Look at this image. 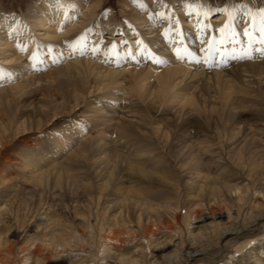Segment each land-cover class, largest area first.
I'll return each mask as SVG.
<instances>
[{
    "label": "rangeland",
    "instance_id": "1",
    "mask_svg": "<svg viewBox=\"0 0 264 264\" xmlns=\"http://www.w3.org/2000/svg\"><path fill=\"white\" fill-rule=\"evenodd\" d=\"M43 1L45 0H0V16L5 15L10 19L14 16L21 21L25 19L30 21L28 15L36 11V6ZM60 1L73 5L77 0ZM93 1L101 4L96 19L103 20L107 24L110 18H113L108 24L115 22L117 31L124 32L127 28L125 24L134 23L136 19L133 9L125 4L126 0ZM181 1L184 6L179 9ZM248 1L161 0L165 11H168L167 7L171 8L172 4L178 3L176 6L178 10L173 7L170 14L181 13L185 20L195 17L193 15L195 6H199V11L203 12L209 5L211 11L206 17L208 18L206 22L214 26L222 22V15L223 19L229 22L230 18H233L235 7L239 5L247 3L249 7H253L254 0H250V3ZM257 1L264 5V0ZM68 11L76 15L73 17L76 23L88 18V13L81 8L75 10L72 6ZM224 11L227 13L222 14ZM143 15H148V11ZM94 18L91 20L92 26H95L94 21L98 20ZM177 28L174 26L173 29ZM63 29L65 31L68 28L64 25ZM101 36L103 39L97 41L101 46L110 42V39L105 38L113 37L111 40H114L115 45L121 50L129 47L127 41L118 44V41L124 39L122 34L111 36L104 33ZM257 36V33L252 36L257 42L251 44L255 53L242 63H250L249 67L228 69L226 64L211 68L201 66V63L194 64L191 52L182 40H179L180 44H176L179 49L185 50L182 58H176L175 62L158 61L159 70L179 64L205 72V74L198 73L195 78L190 77L191 75L187 76L188 78L181 82L180 88L187 86V92L191 90V93L188 95L185 91L186 93L183 94L179 88L172 90V97H176L170 104L168 101L171 100L169 98L171 93L166 96L167 98H163L164 103L155 98V95L150 96V100L157 104L155 109L158 114L154 116L158 118L165 116L173 122L156 120L157 124L150 115L147 117L146 114L123 115L118 107L117 111H119L116 114L118 119L123 117L128 121L139 122L150 131V139L146 142L150 141L151 146L147 149L152 151L147 156L155 160H149L144 167L155 173L152 175L153 178L143 177L141 174L134 175L127 166H119L116 158L110 153L118 148L111 145L104 146L103 140H100L106 137L101 133L103 127L97 126L102 121L93 123V127H96L93 130L90 126L83 132L74 131V142L54 160L50 158L40 164L37 163L38 165L31 163L34 157L38 156L37 160H40L39 155L32 157L38 149L42 150L39 141L46 140L47 136L76 129L74 125L77 123L96 120V117L91 116L99 114L95 112L101 105L97 100H108L112 105L117 100L122 104L125 103L124 105H133L134 102L139 101L145 106L149 104V98L147 100L145 96L142 99L136 95H127L125 89L114 97V88L99 90L97 83L92 82L87 90L86 99L82 100L75 112L69 113L74 104L71 101L65 105L66 109H63L61 114L53 116L48 112L52 109L51 106L65 104L64 99L60 97L57 100L48 97L46 99L40 84H36L34 90L28 88V91L33 92L26 93L20 98L18 95H9L3 91L25 80L27 75L28 77L33 75L36 71L34 68L10 81H2L0 92L5 98L3 105L7 104L3 109H7L9 114L7 113L4 120L0 118L2 120H0V238L2 239L0 264H117V262L119 264V261L126 258L141 261V264H154L156 259L162 261L160 256L165 253L169 255L177 251L186 253L191 243L201 249L211 248L210 252L218 251L216 247L221 241L219 234L227 226L255 227L253 230L259 227V231L245 234L240 239L229 235L225 243L229 245L230 254L224 261L214 264H264V220L259 225L256 224L259 211H264V53H259L257 49L263 47L264 35L258 39ZM212 39L214 38L211 37ZM97 42L94 41L92 45ZM228 42L231 43H220L219 47L229 48V51H232L239 44L236 40L232 42V39ZM64 45L62 52L68 51V56L61 58L56 63L58 66L77 60L71 50L64 49L67 47V42H64ZM240 46L242 49L245 48L244 44ZM86 49L76 54L79 56V61L92 59L93 62L113 70H121L126 64L122 61L112 66L108 63L112 62L113 58H106L101 51L93 52L91 48ZM138 50L139 48H135L124 53L119 60H126L135 51L138 54ZM154 58L157 59L156 56ZM148 66L143 64L139 67ZM48 69L50 70V68L41 70L40 67L37 71L44 74ZM206 71L212 73L206 74ZM152 77L148 82L150 84L156 82L154 74ZM180 81L179 78L177 83ZM122 83V87L128 86V80ZM224 87L233 90L229 105L228 103L223 105ZM192 92L196 94L198 101L196 100L195 105L188 106L185 101L193 95ZM107 93L111 94L112 99ZM12 96L18 99L13 100ZM82 105L85 109L81 107ZM126 110L129 111V108ZM41 112L47 114L42 117ZM105 112L106 110L102 113ZM108 114L110 117L114 113L108 112L106 115ZM116 120L111 121L110 126ZM24 126L26 128L29 126L26 131ZM155 128L157 132L154 131ZM109 135L115 138L114 135ZM48 142L44 147L49 144ZM27 155L32 158L27 159ZM69 156L75 159L71 163L67 160ZM53 163L62 164L64 167L67 165L70 170L65 172V175L62 174L63 176L43 173V170ZM170 208L176 210L172 211ZM154 211L159 212L154 213ZM36 227L42 229L32 236L29 242L28 237L35 233ZM58 235L63 237L56 238L59 237ZM165 244L167 245L163 246ZM195 264L211 263L205 259L198 260Z\"/></svg>",
    "mask_w": 264,
    "mask_h": 264
},
{
    "label": "bare ground",
    "instance_id": "2",
    "mask_svg": "<svg viewBox=\"0 0 264 264\" xmlns=\"http://www.w3.org/2000/svg\"><path fill=\"white\" fill-rule=\"evenodd\" d=\"M253 3H254L253 7H249L247 3L235 7L233 11V18H230L229 22L224 20L222 15V20H221L222 22H218V23L215 22L217 26L216 25L214 26L212 23L206 22V20L208 19V18L206 19V17L211 11L209 5L208 6L206 5L207 9L204 10L203 12L199 11L200 10L199 6H195L193 10V15L195 17L193 19L185 20L183 18V14L181 13L176 14L174 12L173 14H170L171 8L174 7L176 11L178 10V8H176L178 3L172 4L173 7L171 6V8L167 7L166 10L168 11H165L163 10L164 5L161 2V0H145L143 2L139 0H126L125 4L133 9L132 12H134V14L136 15V19L133 21L134 23H129V24L126 23L125 26H127V28L124 30V32H121V31H117L118 29L116 27L115 22H113L112 24H108L109 22L112 21L111 19L113 18H110V21H108L107 24L103 20H100L98 18H97L98 20L96 19L95 16L97 14V10L98 8L101 7L100 2L98 1L77 0L74 1L72 5L69 4L68 2L66 3L60 0L58 1L45 0L41 2L40 5L36 6V11H33L32 14L28 15V19L30 21H28L27 19H25L26 21L25 20L21 21V19L16 18L14 16L11 17L12 19H10L5 15L0 16V83L2 81H10L12 78H16L20 74L22 73L24 74L25 72L31 71V69L34 68L36 71L34 72L33 75H29L30 77H28L27 75V78L25 80L21 81L17 85L16 84L12 85L11 87L8 88V90L4 89L3 91H6L5 93L9 95L10 94H12L13 96L18 95L20 98L26 93L30 94L33 92L32 90L28 91L29 90L28 88L31 87L30 89H33V87L36 84H40V86L43 87V88L41 87V90H43L46 99L50 98L51 100L52 99L57 100L59 97L64 99L65 104H61V105L56 104L54 105L55 107H53V105L51 106L52 109L49 110L48 112L51 113L53 116L54 115L56 116L59 113L61 114L63 112L62 110L66 109L65 105L71 101H73L74 104H72L69 113L75 112V109L81 105L82 100L84 98L86 99L87 90L89 86L92 84V82H94L95 84L97 83V87L100 88L99 90L104 88H108V89L114 88L113 89L115 91L114 97L115 94L117 95L119 91L125 89L124 92L127 95H136L139 98L145 96L146 97L145 99L147 100L148 98L150 100V96L155 95V98H157L161 103H164L163 98L171 93L170 94L171 96L169 97L171 100L168 101V104H170L173 98L176 97V96L172 97L173 96L172 90L179 88V91H181L183 94L188 91V89L186 88L187 86L186 87L183 86V88H180L181 82L187 76L189 77V75H191L190 77L195 78L197 77L198 73L205 74V72L203 71H198L197 68L187 67V65H179V64L171 65L163 70L158 69L157 67L159 66L158 61L173 60L175 62L176 58H182L185 55V50L179 49L176 45V44H180L181 41L179 40H182V42H184L186 46L189 48V51L191 52V59H193L194 64L201 63V66H208V67L210 66V68L212 66L214 67L215 65H217L218 67H222L223 64H226L228 69H230L229 67L240 68V66L245 67L250 65V63H245V64L242 63L244 61H247L249 58H251L252 54L255 53L253 51V47L251 46V44L257 41H254L252 36L255 33H257L258 36L256 38L258 39L264 35V5L258 2L257 0H254ZM71 5L74 6L75 10L81 8L83 9V11H86V13H88L87 14L88 18L87 19L85 18L86 20L80 23L78 22L76 23L75 21H73V17L76 15H73V12L68 11V9L72 7ZM179 5H180L179 9L184 6L182 1L179 2ZM145 11L146 12L148 11V15L146 16L143 15ZM223 13L226 14L227 12L224 11L222 12V14ZM172 15H174L173 16L174 18L172 17ZM93 18L97 20L96 22L94 21V23L96 24L95 26H92L93 23L91 20ZM200 18L202 19V21H200ZM60 24L61 26H59ZM64 25H66V27L68 28L65 31L63 29ZM128 25H131V27H128ZM174 26L178 28L173 29ZM58 29H60V31H58ZM104 33L110 34L111 36L122 34L124 39L118 41L119 42L118 44L121 45L122 42L127 41L129 47L124 49L126 50V52L123 49L121 50L120 47H117L115 45V41L111 40L113 39V37L105 38V39H110V42L106 43L104 46H101V44H99L97 41L100 38L103 39L101 35ZM95 34L96 37H94ZM31 36L33 37L30 38ZM39 37L41 39H38ZM211 37H213L214 39L211 40ZM29 38L30 41H28ZM230 39H232V42L235 40L239 42L237 48H234L232 49V51H229V48L222 49L219 47L220 43L230 44L231 42H228ZM94 41H96L97 44L92 45ZM111 41L113 42L111 43ZM64 42H67L66 45L67 47H65L64 49L71 50L73 52V55L77 57L76 58L77 60L71 63H66L63 66H58L56 65V63L61 58H65L66 56H68V51H66V53L62 52L63 50L62 47L65 46ZM233 44L234 43H232V45ZM240 44H244L245 48L242 49V46H240ZM86 47L87 49L91 48L93 52L101 51L102 55H105L106 58H113V61L108 63L112 66L122 61H124L126 64L123 66V69L121 70H113L112 68H107L102 66L98 62H93L92 59L88 61L86 60L79 61L78 60L79 56H77L76 54L82 50H85ZM246 47L248 48L246 49ZM135 48H139L138 54H136L137 52L135 51L132 53V55L129 58H126V60L125 59L119 60V57L121 55H124V53H128L130 50H133ZM257 49L259 53H264V45L262 48L258 47ZM155 56L157 57V59L154 58ZM143 64L144 65L148 64L149 66L139 67V66H143ZM40 67L41 70L47 68H50V70L48 69L46 73L43 74L42 72L41 74L38 73L39 71H37L38 69H40ZM209 73L211 74L212 72L206 71V74ZM153 74L156 77V82H154V84L152 83L150 84L148 82L151 81V77L153 76ZM179 78L181 79V81L177 83ZM126 80H128V86L122 87L121 86V84H123L122 82ZM221 80H223V77ZM215 82H217V80ZM204 83L206 82L204 81ZM189 91L190 92H187V94L191 93V90ZM223 91H224L222 92L223 103H224L223 105H226L227 103L229 105L230 98L233 95L232 92L233 90L231 91L228 90L226 87H224ZM192 93L194 96L191 95L185 101L186 104H188V106L190 104L195 105L196 100L198 101V99L195 96L196 94L194 92ZM7 94L6 96H8ZM107 95L110 98L112 97L111 94L107 93ZM2 96L3 93L0 94V118L4 120L7 117L6 115L9 114L8 113L9 111L7 109H3V106L7 107V104L3 105L4 103L3 99L5 98ZM15 98L16 97H13V100ZM17 99H15V101ZM13 100L12 103L14 102ZM199 100L201 99L199 98ZM150 101L149 104L143 106L142 103H140L139 101H137L136 103L134 102L133 105H127V104L124 105L125 103L122 104L121 101L117 100L116 102H114V105H112L108 102V100L107 101H103V99L97 100V103L101 105L97 111L95 110L94 111L99 112V114L91 116L92 118L96 117L97 118L96 120L92 119V121H89L88 123H84V122L79 124L77 123L76 125H74L76 129L73 128L69 131L66 130L67 132L64 131L63 133L61 132L57 135L47 136L46 140H43L42 142L39 141L40 148H42V150L38 149L39 151L37 150L36 154L32 155V157H34L35 155H39L40 160H37L38 156L34 157L33 159L31 156H28L29 154L26 156V158L28 159V157L29 158L31 157L32 158L31 163L34 164L37 163L40 164L50 158L54 160L59 156V154L60 155L63 154L64 150L67 149L72 144V142H74V138H73L74 131L79 130L80 132H83V130H85L88 127L90 128V126L91 129L93 130L96 127H93L94 125L92 124L98 123V121H102V123L97 126L103 127L101 128V133H104L106 137L101 138L100 140H103L102 145L104 146L111 145L118 148L117 150L114 151L112 150L113 152L110 150L111 151L110 153L114 156V158H116L115 160L119 164V166L121 167L127 166V168L131 170L134 173V175L141 174L143 175V177L144 176L152 177V175L155 173H153L150 170L149 171L146 170L147 168L145 169L144 167L145 163L147 165V162H149V160L151 161L155 160L152 157L147 156L149 155V153H151L150 151H152L150 149H147L148 146H151V143H149L150 141L146 142V140L150 139V135H149L150 131L147 130L146 126H142L143 124H140L139 122L135 123L132 121H128L125 120L123 117L118 119L117 118L118 116L116 115L117 112L120 110V112L123 115L137 114L138 116H142L141 114H146V117L148 115L152 116L155 122L156 120H159L160 122L167 121L168 123H171L172 120L166 118L165 116H161L159 118L154 116L158 114V111L155 109L157 104ZM81 107L84 108L83 105ZM118 107L120 108L117 111ZM127 108H129V111L126 110ZM38 109L40 110V108ZM102 110L103 111L106 110V112L103 114ZM36 111L37 109L34 112L36 113ZM108 112H113L114 114L110 115L109 117V114L106 115ZM41 114L43 117V115H46L47 113L43 114L41 112ZM113 120L116 121L112 126H110V122ZM140 120L143 121L141 118ZM145 121L147 120L145 119ZM104 127H109V128H104ZM27 128L24 130L26 131ZM145 130H147L148 132L146 133ZM154 131H156V128ZM109 134L114 135L115 138L110 137ZM107 137L108 138L110 137V139H108ZM48 138H50V140H48ZM47 141H49L48 142L49 144L46 147H44V144ZM76 155H74V157ZM74 157L69 156L67 157L68 158L67 160H69L71 163L75 160ZM57 163H53V165L55 164L54 166L51 165L48 168L44 169L43 173L50 176L52 175L61 176L62 174H64L65 172L67 173V171L70 170L69 167H66L67 165L64 167L62 164H57ZM171 205L172 204H170V206ZM170 209L172 211L176 210L175 208H170ZM155 212L156 211H154V213ZM151 213H153V211ZM158 214H159L158 216H160V213ZM116 220L117 217L114 219L115 223L117 222ZM262 220H264V211H259V215L256 216V224L259 225ZM41 229L42 228L40 227H36L35 233L28 237L29 242L32 240V236L38 234ZM253 229H255V227H239V228H235V226L224 227V229L219 234L221 241H220V245L216 247L218 251L210 252L211 248L205 247L201 249L196 245H193V243H191L192 245H190L186 253L178 252V251L173 255L162 253L163 255L160 256L162 261L160 260L161 261L160 262L159 259H156L154 261V264H195L198 260H205V259L211 264L224 261V259L227 258L231 252L228 248L229 245H226L225 243V239L229 235H233L235 236V238L240 239L244 237L245 234L252 233L253 231H259L258 230L259 227H256V230ZM60 237L61 236L56 238H60ZM7 243L8 241L6 240V245ZM0 245H2L1 238H0ZM166 245L167 244L163 246ZM140 262L138 260H131L129 258H126L119 261V264L122 263L139 264Z\"/></svg>",
    "mask_w": 264,
    "mask_h": 264
}]
</instances>
